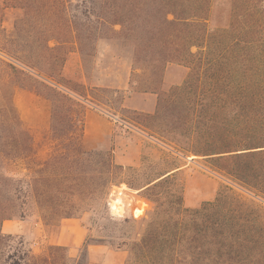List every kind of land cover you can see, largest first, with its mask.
<instances>
[{"label": "trees", "instance_id": "1", "mask_svg": "<svg viewBox=\"0 0 264 264\" xmlns=\"http://www.w3.org/2000/svg\"><path fill=\"white\" fill-rule=\"evenodd\" d=\"M211 5L212 0H0V264H88L89 244L123 250V264H264V41L234 48L228 29L218 33L209 26ZM7 13L13 15L6 28L1 18ZM103 44L128 53V90L157 95L155 121L141 126L200 156V168L223 184L213 200L185 207L175 180L179 169L166 172L144 185L152 203L145 217L114 222L110 233L86 238L72 256L53 239L63 219L89 210L66 204L73 191L86 196L81 188L90 185L86 180L94 171L84 166L88 160L56 155L43 167L37 142L58 136L50 124L54 116L49 111L46 123L14 106L11 118L7 93L10 85L21 93L26 77L44 84L64 104L60 134L79 141L83 131L72 104H82L87 95L56 78L69 47L95 55ZM166 78L173 81L164 88ZM164 112L169 118L157 121ZM111 166L108 158L102 173ZM102 179L104 200L108 178ZM31 217L40 220L48 239L40 252L21 235L2 231L7 219Z\"/></svg>", "mask_w": 264, "mask_h": 264}, {"label": "rangeland", "instance_id": "2", "mask_svg": "<svg viewBox=\"0 0 264 264\" xmlns=\"http://www.w3.org/2000/svg\"><path fill=\"white\" fill-rule=\"evenodd\" d=\"M210 14L209 26L218 30V33L223 32L225 28L228 29L234 41V48L243 45L256 47L253 41L255 38L264 41V0H212ZM12 15L7 13L1 18L4 27L10 26ZM69 50L71 51L67 54L56 79L69 83V86L71 85L70 87L77 93L87 95L82 104L78 102L72 104L71 113L78 115L74 117L79 119L78 126H82L83 131L79 141L68 140L60 134L59 119L64 113V104L56 103L53 96L42 88L44 84L38 86L40 83L34 84L32 78L30 82V77H26L23 85L21 84L23 90L19 91L20 97L12 85L9 86L7 96L11 101L9 112L11 118L16 114L14 106H18V110L23 114L31 115L34 119L37 117L46 123L48 122L47 113L52 112L54 118L50 124L57 129L58 136L51 140L41 139L37 142L42 160L39 163L42 166L50 156L55 155L59 159L89 161L84 166L88 168L90 166L94 172L89 175L90 179L86 180L90 185L81 188L86 196L76 191L75 194L73 191L72 203L66 204L80 207V209H89L79 217L86 226L85 239H99L103 234L110 233V227L114 222L125 218H135L130 212L123 217L109 212L105 201L106 195L104 200L100 199V191H104L102 177L108 178L106 194L112 185L122 183L137 190L138 195L148 202L146 214L152 209V203L145 196L144 185L178 166L175 180L182 187L185 207H195L203 201L213 200L223 182L214 174L200 168L201 157L167 144L163 138L152 136L141 126L140 123L144 121H155L152 115L156 108L157 95L128 90L131 65L126 50L122 51L118 45L108 48L104 44L98 48L95 55L81 54L72 47H69ZM117 55L122 56L120 58ZM171 76L172 74L169 77ZM168 78L164 88L173 81ZM2 92L3 85L0 81V96ZM178 116L182 119V113ZM168 118V112H164L157 121H166ZM181 119L178 120L179 124L182 122ZM181 131L182 129L179 128V139L182 144L186 140L181 135ZM32 147L37 148L36 143ZM108 158L111 160V170L108 174H103L104 164ZM195 158L198 159L196 163ZM86 191L93 197L89 199ZM7 220L23 221L29 224L34 235L45 234V231L37 226L40 223L37 217ZM7 220L4 221L6 225ZM2 231L7 234L5 224H2ZM21 236L29 245V240ZM47 240L39 236L38 248L35 251L40 252L42 244H46ZM81 246L70 250V254L77 256ZM119 258L118 255L110 254L103 260L96 258L92 263L118 264ZM124 258L125 256L121 262ZM89 262L91 261L88 258V264ZM121 262L119 264H123Z\"/></svg>", "mask_w": 264, "mask_h": 264}, {"label": "crops", "instance_id": "3", "mask_svg": "<svg viewBox=\"0 0 264 264\" xmlns=\"http://www.w3.org/2000/svg\"><path fill=\"white\" fill-rule=\"evenodd\" d=\"M178 168H174L173 170L168 171L167 173L177 170ZM6 221V220H5ZM8 223L4 222L6 226V232L10 234H20L25 236L29 240V246L35 251L38 248L39 243V236L45 237L43 233L34 235L33 229L29 226V224L24 223L23 221H12L7 220ZM41 230H44L42 223L40 222L39 225ZM39 230V229H38ZM86 226L79 218H65L62 220L59 231L55 237L54 242L58 244H62L68 247L69 251L72 249H77L81 246L85 241L86 235ZM43 242H41L42 244ZM110 254L118 255L119 262L122 261L124 256L123 250H112L106 247L103 244H89L87 247V255L91 262L89 264H93L96 258L105 259ZM99 264H103L100 262Z\"/></svg>", "mask_w": 264, "mask_h": 264}, {"label": "built area", "instance_id": "4", "mask_svg": "<svg viewBox=\"0 0 264 264\" xmlns=\"http://www.w3.org/2000/svg\"><path fill=\"white\" fill-rule=\"evenodd\" d=\"M105 201L109 212L118 217H123L127 212L135 218L143 217L148 205V202L138 195L137 190L123 183L112 185L106 194Z\"/></svg>", "mask_w": 264, "mask_h": 264}]
</instances>
